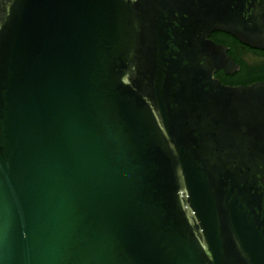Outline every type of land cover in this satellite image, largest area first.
I'll list each match as a JSON object with an SVG mask.
<instances>
[{
  "label": "water",
  "instance_id": "95a60500",
  "mask_svg": "<svg viewBox=\"0 0 264 264\" xmlns=\"http://www.w3.org/2000/svg\"><path fill=\"white\" fill-rule=\"evenodd\" d=\"M264 0H0V264H264Z\"/></svg>",
  "mask_w": 264,
  "mask_h": 264
},
{
  "label": "trees",
  "instance_id": "16d2710c",
  "mask_svg": "<svg viewBox=\"0 0 264 264\" xmlns=\"http://www.w3.org/2000/svg\"><path fill=\"white\" fill-rule=\"evenodd\" d=\"M210 37L216 42L226 44L229 47L228 52L234 57L235 61L240 64V70L234 74H226L222 69L215 74L222 83L236 85L264 80V62L257 66L247 64L238 52L243 43L236 37L219 30L212 32Z\"/></svg>",
  "mask_w": 264,
  "mask_h": 264
},
{
  "label": "flooded vegetation",
  "instance_id": "af4514ba",
  "mask_svg": "<svg viewBox=\"0 0 264 264\" xmlns=\"http://www.w3.org/2000/svg\"><path fill=\"white\" fill-rule=\"evenodd\" d=\"M238 52L243 60L251 66H257L264 62V49L254 48L243 43Z\"/></svg>",
  "mask_w": 264,
  "mask_h": 264
}]
</instances>
